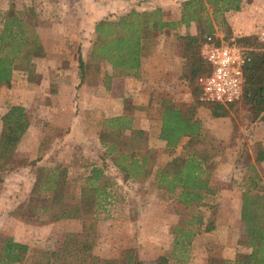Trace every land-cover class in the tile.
I'll return each instance as SVG.
<instances>
[{
	"label": "trees",
	"instance_id": "trees-1",
	"mask_svg": "<svg viewBox=\"0 0 264 264\" xmlns=\"http://www.w3.org/2000/svg\"><path fill=\"white\" fill-rule=\"evenodd\" d=\"M152 0H136L135 6ZM205 4L211 8L210 17L205 11ZM241 0H182L177 21L163 20L159 7L143 10L130 9L128 12L111 18L104 16L93 24L94 38L90 42L88 57L83 60L77 56L78 84H88L99 72V62L113 68L114 76L138 75L142 56L151 52L156 37L162 31L183 26L185 30L191 23L196 25L194 33L183 31L175 33L181 39L180 77L190 90L191 100L180 102L176 106L162 103L157 111L160 120L158 138L170 154L181 138L186 140L177 154L172 155L154 169L155 160L142 149V130L131 128L126 115H118L101 120L106 131H98L99 143L106 147L107 153L118 150L119 154L129 159V167L136 166L131 172L132 178L140 175L149 176L154 169V181L160 189L172 194L176 204L183 209L196 211L190 216L198 219L202 206L212 205L213 191L210 180L217 151L206 147L201 141L203 130L195 118L198 106L206 108L213 118L225 117L229 109L236 110L238 104L247 112L249 123L264 122V42L254 34L237 36L235 45L246 47L242 65L243 88L240 98L227 106L198 100L199 88L197 77L208 72L207 65L199 56L202 40L214 32L213 24L224 25L223 13L239 11ZM34 22L22 19L16 14L7 15L0 26V87H10L13 70L25 69L32 65L33 58L40 52L38 36L33 29ZM30 25V26H29ZM227 31V30H226ZM110 75L104 74V84L108 87ZM248 117V118H247ZM28 126L24 107L10 105L0 116V173L18 168L30 167L38 160L19 158L15 154L16 146ZM242 150V148H241ZM239 158V156H238ZM255 159L264 161V146L256 143ZM242 163L238 187L240 208V234L234 241L235 252L232 255L207 256L206 264H264V177L249 162L248 154L241 156ZM112 164L123 173L130 175L129 168L113 159ZM39 167L34 174V181L25 199L12 211L17 220L43 225L63 219H80L77 231L64 232L58 249L46 253L40 248H29L27 244L14 241L11 237L0 239V264H145L139 258L134 244L128 245L121 255L101 257L92 262V249L97 235V211L90 218H83L77 202L64 199L67 166L64 163ZM101 169L92 167L89 171L87 186L92 193L87 198L93 199L95 207L99 200L113 205V194L105 191L106 181L99 180ZM1 181V177H0ZM85 194V192H84ZM103 194V197H102ZM102 197V198H101ZM101 198V199H100ZM207 224V223H206ZM205 224V225H206ZM199 229V228H197ZM212 229V223L204 227ZM173 244L178 245L179 255L184 251L183 244H188L193 234L184 227H175ZM166 257L159 255L154 264H166Z\"/></svg>",
	"mask_w": 264,
	"mask_h": 264
},
{
	"label": "rangeland",
	"instance_id": "rangeland-1",
	"mask_svg": "<svg viewBox=\"0 0 264 264\" xmlns=\"http://www.w3.org/2000/svg\"><path fill=\"white\" fill-rule=\"evenodd\" d=\"M85 1L0 0V26L2 19L7 15L16 14L18 17L27 21H35V24L32 26L38 36L40 44V52L33 58L32 65L25 69L13 70L11 73L10 87L1 86L0 116L10 105L19 104L24 107L28 126L37 122L35 108L38 105L36 100L44 101L40 105L45 106L47 104L46 101L48 102L47 93L56 91V88L54 89L51 84L47 86L46 81L38 78V73L35 71L36 67H42L43 69L44 67H48L47 54L55 58L52 61L57 67L66 66L70 68L72 62H77L78 55L83 60L89 58L87 51L92 34L90 32V20L88 21L90 17L88 12L90 10L84 6L83 3ZM96 1L100 6L107 5L104 6L102 13L100 12L98 14H103L101 16L111 18L118 16L116 12H109L110 0ZM178 1L181 2L182 0H160L159 2L156 1V4H151L149 7H159L161 9L162 19H169L179 13L180 4L178 5ZM146 5L138 9L143 10ZM108 6L109 8L107 9ZM205 11L207 16L210 17L211 8L207 4H205ZM222 19L225 21V26L218 25V23L213 24L214 32L212 35H214L216 41L235 45L233 39L237 36L254 34L259 41L264 42V0H241L239 11L224 12ZM178 27L168 30L172 34L171 37H174L175 40L173 47L175 53H178L182 45L181 39L175 36V33H178ZM190 27L196 29L194 23H191ZM185 31L188 32L187 29ZM235 46L238 47L237 45ZM56 47H58L57 50ZM238 48L244 53L248 49L246 47ZM180 62L182 61L180 60ZM98 66L100 68L99 72L93 76L91 85L84 92V96L88 98V100H85L86 106L90 105V101H95L94 94L91 95L89 92L92 91L95 94H102L108 91L104 84V74L114 76L112 73L113 68L108 64L99 62ZM99 82L100 85L98 86ZM178 86L179 91L157 92V95L148 98V102L147 99L139 100V104H137L141 112L139 124L143 125L145 123L147 128L144 137V147L149 148L148 154L155 160L154 169L168 160L172 155L177 154L186 138H181L177 146L172 150L173 154H170L164 143L158 141L156 137V122L147 121L145 118L146 121L144 122L142 117L145 115H157L156 111L159 110L157 105L160 102L158 97L160 95L161 98L165 96L164 100L172 106H176L180 102L190 101L191 95L188 87L184 86L182 82ZM113 90L117 91L118 87H115ZM67 93L70 98H77L78 87H75V90H64V94L67 95ZM176 94L179 97L175 96ZM81 95L83 96L82 93ZM105 96L104 98L99 96L98 99L104 101L108 98V96ZM130 97L128 95L122 96L123 106L121 109L124 111L135 108V100ZM184 97L186 98L184 99ZM152 99L157 101L152 102ZM57 106L62 107L58 109L60 110L58 115L53 114L48 118V115L43 112L39 116L38 126L45 132L41 143L42 145L45 144L50 136L51 139H56L54 136L56 134H49L51 131L53 133L56 131H54L56 128L50 126L51 123L54 125V121L60 122L59 119L61 117L67 121L71 118L72 111L70 104L59 102ZM235 109V111L229 109L228 115L220 118L211 117L208 110L202 106H198L195 111V118L201 123L203 130L201 141L206 147L213 148L217 151V154L214 156L216 164L210 180V189L213 191L212 205L209 207L202 206L198 210L201 212L199 217L200 224L197 223L198 219L196 217L190 216L191 214L196 215V211L183 209L175 203L172 194H167L157 187L154 181V169L151 170L148 178L144 179L138 175L131 181L129 179L130 182H126L124 181L126 179H123V173L119 171L116 165L113 164L114 168H106L103 173V178L106 177L105 179H107L105 191L114 195L116 203L108 205L103 203L102 200H99V205L101 206L96 208L97 213L95 211L98 221L96 235V250L98 254H93L92 262H96L97 259L101 258L100 255L104 254L103 252L108 255H121L130 244L136 246L138 258L145 264H154L157 258L156 253H159L158 256L163 255L166 257V264H206L207 256L223 257L225 255H232L235 252L236 247L234 241L241 231L236 201L240 190L238 183L242 175V172H240V164L242 163L240 159L242 154H248L249 162L253 164L258 174L264 177V161H257L255 159L256 143L259 142L264 145V123H249L246 119L247 112L240 104ZM88 117V130H91V132L86 137V144L87 148L92 151V154L88 155H92L91 159L95 160L96 155L101 159H103V154L108 155L106 157L107 159L104 160L112 163L114 159L120 164L125 165V167L127 166L130 172L128 178L132 177L131 172L134 173L133 170L136 166L129 167V159L124 158L118 152L106 154V148L102 149L101 146L103 145L100 143V146L97 145L95 132L106 131V128L101 126L102 122L98 120L97 116H94V113L88 114ZM34 142V135L31 134L29 139L19 147L15 153L16 156L19 158H30V156H33L34 153L30 149ZM44 146L46 148V144ZM47 148L49 147L47 146ZM83 157L81 156V159ZM50 166L48 161L44 160L42 165L36 166L34 164L30 166L29 173L32 170L35 174V171L39 167L46 168ZM79 174L81 175L82 171ZM1 175L2 173H0ZM113 177H119L123 180L121 179V182L118 181V183L113 181L115 183L113 185L110 182ZM30 181V176L28 181V178L17 177L13 173L8 174L0 181V191L17 193L19 196L22 194L25 195L28 182ZM84 181V177L78 179V182L73 185L66 181L64 185V199L77 202L76 193L80 188H85L89 195L94 194L89 188L87 189L88 186ZM77 203L82 208L84 218H90L95 215L92 211L93 199L87 198L86 196L85 199ZM209 223H212V229L205 231L204 227L209 225ZM176 226L180 228L184 227L190 232H199L198 234H193L188 244H183L184 251L181 255L178 252V245L175 246L173 244L175 234L172 230ZM33 231L34 229L29 231L18 230V233H20V237L28 240L27 242L29 244L34 243L35 246L40 247L46 253L54 252L58 249L64 234V230L58 227L38 230L37 232ZM6 237H8L7 234L0 232V239ZM149 237H156L158 243H155V240L148 242L147 239ZM154 246L156 247L154 248Z\"/></svg>",
	"mask_w": 264,
	"mask_h": 264
},
{
	"label": "crops",
	"instance_id": "crops-1",
	"mask_svg": "<svg viewBox=\"0 0 264 264\" xmlns=\"http://www.w3.org/2000/svg\"><path fill=\"white\" fill-rule=\"evenodd\" d=\"M85 1V0H84ZM135 0H110V8L109 6V12H116V15H122L126 12H128L130 9H135V10H140L138 8H142L143 6L145 8H151L149 7L151 4H156L155 2H159L160 0H152V1H146L141 3L140 6H135L134 3ZM96 0H86L84 4L85 7H88V15L90 16L88 21L90 20V32L92 34V39L94 38V33H93V24L95 21L98 19L104 17L101 16L103 14H98L102 13V10L104 9V6L107 5H101L99 3H96ZM180 2L178 1V5ZM134 5V6H133ZM87 10V11H88ZM92 10V11H91ZM105 12V11H104ZM179 18V13L176 16L170 17L169 19H163V20H171V21H177ZM189 33H194L195 28L194 27H188L187 28ZM185 31V28L181 25L178 27V33H183ZM169 35V36H167ZM171 33L168 32V30H164L161 33L158 34L157 40L155 44L153 45V48L151 52L148 54L142 56L141 62H140V67L138 69V75L137 76H132V75H118V76H111L110 80L108 82V91L102 93V94H95L94 92H89L91 95L94 94L95 96V101H90V105L86 106L85 105V100H88L86 96H84V92L87 91V88L89 85H91L92 81L88 84H81L80 86H77L78 84V67H77V62L73 63L69 67L63 66V67H57L56 64H53L52 60H55V58L48 56V67H36L35 71L38 73V78H42L43 81L47 82V86L52 85V87L55 89L54 92H48L47 93V100L46 105L42 106L40 103H43L44 101H39L36 100V103L38 107L35 108L36 110V118L37 122L33 123L32 125L28 126L22 137L20 138L17 146L15 153L19 149L20 146H22L31 136V134L34 135L35 142L34 144L32 143V147L30 151L34 153L33 156H30V158H26L28 160H34L38 159L35 162V165H42V162L44 160H47L49 164H56V163H64L67 166V171H66V181H68L70 184H74L78 182V179L81 177H84V182L87 184L89 177V171L92 167H98L101 169V176L99 180H96V184H100L102 180H107L103 178V173L106 170V168L113 167V164L111 162H107L106 157L108 155L103 154V159H101L99 156L96 155V160L91 159L92 154L91 149L87 148V140L86 137L88 134L91 132V130H88V114L94 113V116H97L98 120H103L109 117L113 116H118V115H126L128 119L131 120L130 125L131 128L134 129H141L143 134H142V149L145 151H149V148L144 147L145 143V132L147 130L146 124L143 123V125H140V108L137 106L139 104V100H146L148 102V98H152L153 96L157 95V92H174V91H179V83L182 82L184 86H186L184 80L180 77V70H181V63L180 60L182 61V58L180 56V51L178 53H175L173 51V47L175 44L174 37H171ZM174 35V34H173ZM167 36V37H166ZM160 38V40H159ZM90 47V44H89ZM58 47H56V50ZM89 50V49H88ZM88 53V51H87ZM74 64V65H73ZM61 66V65H60ZM53 67V69H52ZM103 74V72H102ZM103 83V82H102ZM100 85V82L98 86ZM75 87H78V97H69L68 93L67 95L64 94V90H75ZM115 87H118V90H113ZM1 88V87H0ZM83 94V96L81 95ZM108 96V98L104 101L98 99L99 96L103 97ZM128 95L131 96L130 98H134L135 100V108L130 109L128 111H124L121 109L122 105V96ZM185 95V94H184ZM105 96V97H106ZM161 96V95H160ZM158 97L160 99L159 104L157 105L159 108L162 103H165L167 101L164 100L165 96L163 98ZM175 96L179 97L178 94ZM93 98V97H91ZM186 97H184L185 99ZM191 100V99H190ZM155 102L157 100H153L152 102ZM189 101V100H188ZM68 103L70 104L71 108V118L69 121L63 119L62 117L59 119L60 122L54 121V125L52 123L50 126H53L52 128L54 129V133L51 131L49 134H56L54 135L56 139H51V136L49 139L45 142L46 148H44L45 144L42 143V139L45 135V132L42 131V128H39L38 126V121L40 114H47L48 118L50 115H58L62 107L57 106L58 103ZM36 105V106H37ZM86 108V109H85ZM89 108V110H87ZM96 111V112H95ZM157 112V111H156ZM157 114V113H156ZM147 121H153L156 122L157 128H156V137L158 141H161L164 143V141L160 140L158 138V132H159V126H160V120L158 119V115L153 114L144 116L142 117V120L145 122ZM264 123V122H263ZM150 124V123H149ZM155 124V123H154ZM148 127V126H147ZM57 128H63V129H57ZM98 132H95L96 136V141L97 145H99V140H98ZM152 135V133H151ZM155 135V133H154ZM50 141V142H49ZM47 146L49 148H47ZM100 146V145H99ZM264 146V145H263ZM102 149L106 148L105 146H101ZM75 148V150H74ZM84 148V149H82ZM25 149V148H24ZM40 150V152H39ZM81 150H83L81 152ZM39 152V153H38ZM75 152V154H74ZM118 152V150L113 151ZM41 153V155H40ZM119 153V152H118ZM52 154V155H50ZM107 154V152H106ZM109 154V153H108ZM81 156H84L81 159ZM99 158V159H98ZM81 159V160H80ZM98 159V160H97ZM77 160V161H75ZM107 162V163H106ZM44 166V165H43ZM35 168V166H34ZM114 168V167H113ZM30 167H22L18 168L17 170H13L10 172L2 173L1 180L5 178L8 174H12L21 177V178H28L29 181V176L31 177V181L28 182V187L27 190L25 191V195H18L17 193H8L5 191H0V232H3L8 235V237H11L14 241L17 242H22L28 245L29 248H40L38 246H35L34 243L29 244L27 241L20 237V233H18V230L22 231H29L34 229L33 232H37L38 230H45V229H50V228H61L66 231H77L80 228V219H63V220H58L55 222H51L48 224H43V225H32V224H27L24 222H21L17 220L15 217L12 216V211L17 208L19 203H21L25 197L28 191L31 188V185L34 181V172L31 170L29 173ZM116 169V168H115ZM82 171V174L80 175L79 172ZM80 175L78 176L77 175ZM147 176L146 178H148ZM120 179V180H119ZM122 178L119 177H113L111 178L110 182L114 185L116 182L118 183L121 182ZM123 179H126L124 181L130 182L132 177H123ZM122 179V180H123ZM130 179V181H129ZM145 179V178H144ZM113 181L115 183H113ZM84 184V183H82ZM84 184V185H86ZM107 184V181H106ZM89 187H87L88 189ZM85 192V194H84ZM87 192L85 188H80L78 192L76 193V198L78 201L85 199L87 196ZM80 205V204H79ZM92 211L95 212L96 207L94 203L92 204ZM237 205V212L239 216V208H240V199L239 196L237 197L236 201ZM81 213L83 217V212L82 208ZM84 218V217H83ZM31 232V233H33ZM155 240V243H158L156 237H149L147 239L148 242ZM30 242V241H29ZM97 240L95 241V245L92 249V254H98L97 253ZM145 244V242H144ZM147 245V244H145ZM156 246H154L155 248ZM159 248V247H158ZM103 251V250H102ZM104 254L100 255L101 257H112L114 255H108L105 252ZM159 253H156V256L158 257Z\"/></svg>",
	"mask_w": 264,
	"mask_h": 264
},
{
	"label": "built area",
	"instance_id": "built-area-1",
	"mask_svg": "<svg viewBox=\"0 0 264 264\" xmlns=\"http://www.w3.org/2000/svg\"><path fill=\"white\" fill-rule=\"evenodd\" d=\"M199 56L208 72L197 77L198 100L224 106L237 101L243 88L244 52L208 35L200 43Z\"/></svg>",
	"mask_w": 264,
	"mask_h": 264
}]
</instances>
